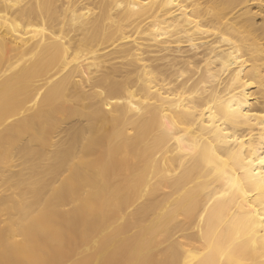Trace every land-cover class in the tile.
Wrapping results in <instances>:
<instances>
[{
  "label": "bare ground",
  "instance_id": "obj_1",
  "mask_svg": "<svg viewBox=\"0 0 264 264\" xmlns=\"http://www.w3.org/2000/svg\"><path fill=\"white\" fill-rule=\"evenodd\" d=\"M0 264H264V0H0Z\"/></svg>",
  "mask_w": 264,
  "mask_h": 264
},
{
  "label": "rangeland",
  "instance_id": "obj_2",
  "mask_svg": "<svg viewBox=\"0 0 264 264\" xmlns=\"http://www.w3.org/2000/svg\"><path fill=\"white\" fill-rule=\"evenodd\" d=\"M260 20V19H259Z\"/></svg>",
  "mask_w": 264,
  "mask_h": 264
}]
</instances>
